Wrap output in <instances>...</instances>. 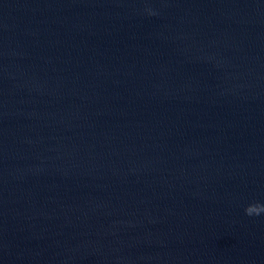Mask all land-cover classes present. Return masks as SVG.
Wrapping results in <instances>:
<instances>
[{"label": "water", "instance_id": "1", "mask_svg": "<svg viewBox=\"0 0 264 264\" xmlns=\"http://www.w3.org/2000/svg\"><path fill=\"white\" fill-rule=\"evenodd\" d=\"M264 0H0V264H264Z\"/></svg>", "mask_w": 264, "mask_h": 264}, {"label": "clouds", "instance_id": "2", "mask_svg": "<svg viewBox=\"0 0 264 264\" xmlns=\"http://www.w3.org/2000/svg\"><path fill=\"white\" fill-rule=\"evenodd\" d=\"M245 214L248 216H260L264 214V203L254 202L245 208Z\"/></svg>", "mask_w": 264, "mask_h": 264}]
</instances>
